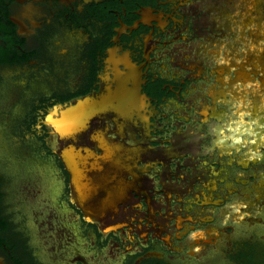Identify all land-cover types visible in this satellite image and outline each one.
I'll return each mask as SVG.
<instances>
[{
    "label": "flooded vegetation",
    "instance_id": "flooded-vegetation-1",
    "mask_svg": "<svg viewBox=\"0 0 264 264\" xmlns=\"http://www.w3.org/2000/svg\"><path fill=\"white\" fill-rule=\"evenodd\" d=\"M194 3L189 4L192 6L191 10ZM170 13L167 5L160 0H0V82L8 76L6 72H15L13 78H27V87L35 84L44 86V89H39L40 91L33 97V110L22 117L21 124L27 125L28 132L34 130L33 126H37V130L41 129L45 133L43 138L39 133H34L46 150L41 156L53 159L61 175L58 179L54 177L55 180L51 183L46 181L47 167L43 169L32 167L23 189L20 190L14 185V175L7 174L0 161V264H84L78 258L79 254L101 264V259L104 260L108 248L111 247L122 250L120 264H173L170 256L163 251L165 249L163 244L168 242L155 236L153 232H149L147 236L134 232L130 236L127 235L128 239L124 241L123 237L130 228L124 226L104 235L97 222L90 219L75 200L69 173L58 152L46 141L47 138H52V135L50 128L43 123L46 115L50 111L51 115L54 110L52 108L56 105H60L56 109L64 108L67 115L81 108H84L85 113H82L83 111L80 113L87 115L94 112L90 105L94 106L97 113L102 116H96L100 119L99 132L97 134L94 132L96 138L93 135V142H100L98 138L101 137L102 141L110 142L109 145L112 147L106 146L109 148L108 151L99 147L88 150L87 154L90 156L94 154L93 161L95 158L99 160L105 158L106 163H116L121 161V154L124 159L130 149L135 147L138 150L144 143L151 155L159 153L157 149L161 147H170L169 138L172 132L178 129L177 123L182 121L177 119L173 121L172 118L171 123L162 124V119L157 120L158 113L162 105L173 97H178L180 102L184 101V91L192 84L191 75L196 76L198 72H178L182 75L180 78L182 81L178 84L170 76L172 72L164 74L154 71L151 63L153 51L160 43H164L163 56L167 57V62L175 57L177 61L185 59L186 65L202 60V66L205 68L206 62L208 63L210 72L207 73L211 76L207 78L209 80L207 86H211L208 96L200 92L190 98V100L195 98L194 102L190 103L192 108L197 110V115L192 116L197 118L200 115L198 108L202 101L213 106L210 93L218 91L222 85L219 81L220 72L215 69L218 67L217 62L209 66L208 57L216 47L211 46L209 49L206 47L212 43L211 39L214 37L225 41L222 31H215L217 34L210 35L208 34L210 28L204 27L206 29L204 42L197 43L198 35L193 31L189 43L193 44L194 49L190 46L189 49L183 50L184 45L180 47L174 42L166 41L170 40L167 36V27L172 21ZM202 13L197 15L198 18ZM226 52L225 47L221 53L222 57ZM203 55L205 59H202ZM124 62L129 63L128 65L137 71L138 87L133 85L129 68ZM213 70L215 72H211ZM228 76L229 82L236 77V72ZM50 78L63 86L56 85L48 89ZM207 86L203 91H206ZM225 87L228 88L229 84ZM174 88H177L180 94L176 95ZM119 90L121 92L123 90V98ZM133 90L136 93L135 105L137 104L140 110L130 116L132 103L130 92ZM197 94H201L199 98ZM223 99L229 100L226 97L221 100ZM221 105L222 103L218 105L217 111L227 109L229 112L233 107L232 104L225 102L223 106ZM111 109H124L125 113L120 112L122 118L117 121L111 116ZM77 113L79 112L76 111V115L79 116ZM187 115L192 118L191 114ZM47 120L51 121V117L49 116ZM190 124L192 127H200L202 133L207 134L205 143L212 144L213 137L208 135L211 129L209 122L202 123L197 118ZM189 125L183 124L182 130H186ZM157 126L164 128L162 131H156ZM120 129L124 133H121ZM164 129L167 130L166 134ZM188 156L190 153L173 158L170 167L174 174L177 170H184L183 163ZM77 160L79 164L76 167L79 166L80 169L81 166L84 169L89 163L83 165L79 154ZM178 161L181 162L179 168ZM134 164L140 167L143 163L134 160ZM128 165H131V162ZM116 166L117 164L114 165ZM214 166L219 167L220 163ZM119 169L121 167L117 166L114 172L121 176ZM155 169L162 172L163 163L159 162L156 168L152 165L150 173L155 172ZM101 170L97 174H93V171L90 173L89 169L85 172L91 177H96L99 185L108 187L110 182H105V179L116 177L109 176L103 173V169ZM159 177L156 175L157 180ZM56 179L59 186L55 183ZM131 180L129 176L127 181ZM173 180H176V175ZM80 187H83L82 182ZM162 189L159 184L157 194L153 196L159 201L163 194ZM53 193L55 199L51 197ZM133 194L134 199L141 198V205L135 209H140L145 214V220L140 225L146 226L148 221L145 212L148 208L146 196H140L135 191ZM15 200L18 202L17 206ZM176 205L178 203L173 200V206ZM141 211L138 215L142 213ZM160 215L157 213L155 217ZM133 224L139 223L135 221ZM210 225L218 226L217 221ZM199 228L191 229L183 236V242H186L191 232L201 230ZM163 236L168 237V234ZM121 240L126 244L123 248ZM128 246L131 249L125 252ZM186 248L188 252L186 254H189L191 249L188 246ZM198 254L201 255L202 252ZM205 255L203 254L201 259ZM187 257L195 261L200 260L190 255ZM119 259L113 262L117 264ZM106 264H112V260L111 262L107 260Z\"/></svg>",
    "mask_w": 264,
    "mask_h": 264
},
{
    "label": "rangeland",
    "instance_id": "rangeland-1",
    "mask_svg": "<svg viewBox=\"0 0 264 264\" xmlns=\"http://www.w3.org/2000/svg\"><path fill=\"white\" fill-rule=\"evenodd\" d=\"M160 1L167 5L172 16V21H170L169 27H167V36L170 40L166 41L174 42L180 47L184 45L182 49L187 50L190 46H193L189 41L191 38L190 34L195 31L198 35L197 43L204 42L203 36L206 39V29L201 27V20L195 15L194 10L190 9L189 5L196 0ZM262 13L263 11L261 10L259 16L257 15V17L253 18L255 21L258 20V27L256 22L255 27L250 30L252 35H255L258 29H261L264 33V16H262ZM231 30L232 28L229 29V32ZM223 31H226V29H223ZM209 33L210 35L217 34L215 31L213 34ZM219 34L221 33L219 32ZM226 35H229L227 31L223 32L225 41L222 40V43L218 39L219 42H212L206 47L207 49L211 48V46L216 47L215 51H212V54L208 57L211 65L214 62H217V65L220 62L232 64L234 61L240 60L237 57L238 55H242L239 52L240 50H238L240 42L235 40L236 42L233 44V42L227 41L228 46H225L228 39ZM230 38L232 37L230 36ZM255 39H258V41H250L251 50L249 49L248 52L244 51L245 55L241 60L247 62L246 56H250V64L247 65L248 69H257L259 72H262L261 66H264L261 57L264 55V36L260 38L257 36ZM164 45V43H160L153 51L151 63L155 72H163L164 74L172 72L170 76L178 84L182 81L180 79L182 75L178 72H199L194 69L181 67L175 57L167 62V57L163 56ZM229 46L232 48L230 49ZM233 46L237 47L233 48ZM225 47H227V52L222 57L221 53ZM192 49H194V46ZM206 52L207 50L205 54ZM202 72V75L199 77L191 75L193 77L192 84L184 91V101L181 100L180 102L178 97H173L168 103L163 104L162 109L158 113L159 117H157V120L162 119L161 123L165 124L171 123V119L173 118V121L177 119L182 121L181 123L184 122L183 124L189 125L193 119L194 121L197 118L200 119L199 117L195 118L192 116L197 114V110L194 107L191 108L189 104L193 99L195 100V98L191 100L190 98L196 93L201 92L208 96L211 86H207L209 81L207 78H211V76L207 73L210 72L207 62ZM6 73L8 76L0 82L1 164L7 174L14 175V185L20 190L23 189L29 176V171L31 172L33 169L32 167L41 169L47 167L48 177L46 181L52 183L55 180L54 177L58 179L61 175L53 159L41 156L46 150L38 140L39 138L37 139L34 134L39 133L43 138L45 137V133L41 129L37 130V126H33L35 131L28 132L27 125L21 124L22 117H25L28 112L30 113L33 110V97L40 91L39 89H44V86L35 84L27 87V78L20 77L15 79L13 78L15 72ZM59 73L61 72H57V74ZM50 81V85L47 86L48 89L56 85L63 86V84L58 83L53 78H50ZM260 81L264 84L263 80ZM261 82H257L256 86L248 84L247 87L243 88V91H240V97H235L232 94V91L236 90L235 87L229 86L228 88L231 87V92L226 96L229 100H221L222 98L218 100V105L222 103L221 106H223L224 102L225 104L233 105L231 111L228 112L226 111L227 109H223L222 111V123L231 122V124H225V129H223L225 130L224 134L228 136L230 142L224 143V152L220 157L217 153L215 155L209 153V149L203 146V142L200 145L201 153L195 158L196 163H194L196 168H215L219 176L215 188L210 195H207L209 197L208 200L202 197L198 200L194 195V191L187 195L183 205L192 209L188 213L190 212L193 217L191 220H186L182 228L174 233L173 240L171 239L169 242L170 244H163L165 247L163 251L170 256L173 264H247L246 262H249L247 258L250 256L252 257L250 260L254 261L253 264H264V85ZM206 86V91H203ZM174 90L176 91V95L180 94L177 88H174ZM197 95V98H199L201 94ZM241 97H246V99L244 101L245 105L240 107L239 102H241ZM41 110L43 111V109ZM214 113V122L217 124L219 123L218 116H220V112L214 109ZM187 114H191L192 118L188 117ZM241 116L243 121L242 123H238L236 120ZM200 122L203 121L200 120ZM163 128V126L155 127L156 131H162ZM163 131L166 134L167 130L164 129ZM204 157L207 158L204 159ZM216 163H220V166H214ZM187 169L193 171V167H188ZM210 173L213 175L211 170ZM180 175L181 173L177 176ZM37 177L36 174V179ZM57 179L55 183L58 185L59 181ZM198 190L196 186V192ZM51 197L55 199V194H51ZM14 203L17 206L18 202L16 200ZM63 207H65L64 204ZM194 209L195 211L193 212ZM216 221L218 226L210 225V223ZM220 224L221 226H219ZM205 225L206 227H204ZM198 227L201 230L191 232L186 242H183V236L187 235L191 229ZM183 228L184 232L181 233ZM229 228H232V230H229ZM130 241L133 244V241ZM120 243L122 244V248L125 247L126 244L123 240ZM156 245L159 246L158 244ZM187 246L191 249L190 251L188 250L189 254H186L188 253ZM196 252H202V254L198 255ZM203 254L206 255L201 259ZM187 255L200 258V260L189 259ZM115 259L117 258H111L112 264H115L113 262Z\"/></svg>",
    "mask_w": 264,
    "mask_h": 264
},
{
    "label": "bare ground",
    "instance_id": "bare-ground-1",
    "mask_svg": "<svg viewBox=\"0 0 264 264\" xmlns=\"http://www.w3.org/2000/svg\"><path fill=\"white\" fill-rule=\"evenodd\" d=\"M193 6V12L196 13L195 15H199L201 11H203L201 17L199 18L201 20V27L210 28V32L222 31L223 33L227 31V34H229L228 36L226 35L228 38L227 41L233 42V44H235V40L240 42L238 50H240L239 52L242 53V55L237 56L240 60L234 61L232 64L220 62L217 65L218 67L216 66L217 68L214 67L215 69H217V72H220L219 81H221L222 85L220 84L221 86L218 91L210 93L213 98V106H210L209 104L207 105L206 101H202L201 105L198 108V112L200 113V120L203 121L202 123L209 122V125L211 124V129L208 133V135H211L213 137V142L211 145L205 143L207 134L202 133L200 127H192L190 124L186 130H182L183 123L180 122L177 123L178 129L175 132H172L169 138V141L171 142L170 147H161L157 149V152L159 153H153L151 155L149 149L147 148V145L144 143L139 146L138 150L135 147L130 149L124 159L121 154V161H117L116 163H106V161L102 158V160L95 158V160L93 161L92 156L94 154L92 156H90V154H87L88 150L90 151L95 147L98 148L97 145L99 146L100 143L104 144V146L102 147L105 150L109 149L106 146L112 147L109 145L110 142L102 141L101 137L98 138L100 142H93L94 132L95 134L99 132L98 120L100 121V119L98 117L96 118V116H102V114L97 113V110L96 108H94V106L90 105L91 109H93L94 112H89L87 115L82 114L85 113V111H83L84 108H81V110L75 109V113H68L69 115H67V111H65L64 108H55L50 115L51 121H46L52 135V138H49L50 146L64 158L68 168L72 171L71 186L75 193V200L79 203V206L84 209L86 215L89 216L90 219L97 222V224L99 225V229L104 233L105 236L110 231L116 230L120 227L123 228L124 226H130V228L126 231V235L123 237L124 241L128 239L126 238L127 235L130 236L134 232H139L141 236H147L149 232H153L155 236L161 237L169 243L174 233L182 228L185 221L191 220L193 217L188 213V211H190V208L184 207L183 205V203H185L187 195L194 191V195L198 200L201 198V195L203 196L202 198H206V200H208L209 197H207V195H210V193L216 186L217 178L219 176L218 171H216L215 168H196V165L194 163H196L195 158H197L201 153L200 145H202V142L203 145L207 147V149H209V153H211L212 155H215L217 153L219 157L224 152V143L230 142L228 136L224 134L225 130L223 129H225V124L228 125L231 124V122L222 123L223 110L219 111V123L216 124V122H214V109L217 110L218 108V100L226 97L227 94L231 92L232 86L236 89L232 91V94L235 97H240V91H243V88L247 87L248 84H253L256 86L257 82H261L260 80L264 81V67L261 66L262 72H259V70L257 69L251 70L248 69L247 66L250 64V56H246L247 62L241 60L244 58V51L248 52L251 48L250 41H258V39H255L257 36L258 38L264 36V33L261 29L256 30L255 35H252V32L250 31L255 27L256 22L258 27V20L255 21V19L253 20V18L257 17V15L259 16L261 10L263 11L262 16H264V0H196ZM230 28H232V30L229 32ZM223 29H226V31H223ZM241 29L243 30V32ZM230 36L232 38H230ZM211 40L212 42L217 43L221 41L222 43V40L218 41L217 39H215V37ZM225 46H228V44H226ZM236 47L237 46H233V48ZM231 48L232 47H230V49ZM198 53L199 51L197 52V54ZM263 56L261 57V61L264 66ZM177 62L181 67L199 71L198 73H196V77L201 76V74L203 73V69H205L202 66V60H198L196 61V63L188 65H186L187 62L185 63V59L179 60ZM124 64H126L129 68V76L132 80L133 85L138 87V75L136 73L137 71L134 69V67L128 65L129 63L124 62ZM233 72H236V77L228 82L227 78L230 76H228V74H232ZM228 84L229 86H231L230 88L225 87ZM261 84L263 83L261 82ZM120 94L123 98V90L122 92L120 91ZM130 96L132 100L130 111L131 116L134 112L138 113L140 108L137 106V104L135 105L136 93L134 90L132 91V93L130 92ZM245 99L246 97H241V102H239L240 107L245 105ZM115 100L118 101L119 99ZM193 102L194 99L192 103ZM192 103L189 104L191 108ZM76 111L79 112L77 113L80 114L79 116L76 115ZM120 112L124 114L125 110L111 109V116L119 121L122 118ZM236 121L238 123H242V116L239 117ZM120 132L124 133L121 129ZM95 136L96 135H94V138H96ZM103 152L105 154V151ZM187 153H190V156H188V158H186L183 163L185 164L184 170H177L176 174H174L170 167L171 161L173 160V158L184 156ZM78 154L81 156V162L83 163V165L86 162H89L85 165V167L83 166L84 169L82 168V166L81 169L79 166L76 167V165L79 164L77 160ZM134 160H137L138 162L139 160L142 161V166L139 167V165H133ZM130 162L131 165H128ZM159 162L163 163L162 172H160V169H155V172L150 173L152 165H154L156 168L157 165H159ZM116 164L117 166L121 167V169H119L121 172V176L119 174L116 175V173L114 172L115 168L117 167H114V165ZM180 164L181 162L178 161V168L181 167ZM97 165H100L99 167L103 169V173L108 174L109 176L114 175L116 177H106V181H111L108 187L101 184L99 185L96 177L93 178L89 176L88 172H85L86 169L89 168H93V172L95 170L98 171ZM186 167H193V171L187 169ZM101 169L99 171H102ZM210 170L212 171L213 175L210 173ZM179 173H181V175L177 176ZM156 175L160 176L158 178L159 181L157 180ZM174 175H176L175 181L173 180ZM129 176L132 179L130 182L127 181ZM81 182L83 187H80ZM159 184H161L163 188L161 190L163 191V194L160 198V201L159 199H155L153 197L155 196V194H157V188ZM196 186L199 189L198 192H196ZM205 189L207 190V192H205ZM134 191L140 194V196H146L148 205V208L145 211L148 218L146 226L140 225V223H143V221L145 220V214L140 209H135L140 204L141 198L134 199ZM173 200L175 202H179L178 205L173 206ZM140 211L142 213L138 215ZM157 213L161 214L159 217L157 216L158 218L155 217ZM135 221L139 224H133V222ZM166 234H168V237L163 236ZM108 249V253L104 257V260L101 259V264H106L107 260H110L111 262V258L119 259L120 255L123 254L122 250H120L119 248L111 247ZM130 249L131 248L128 246L125 252L129 251ZM78 258H80L84 262V264H97L93 262L91 258L88 259L81 254L78 255ZM120 261L121 258L119 259V262L117 264H120Z\"/></svg>",
    "mask_w": 264,
    "mask_h": 264
},
{
    "label": "water",
    "instance_id": "water-1",
    "mask_svg": "<svg viewBox=\"0 0 264 264\" xmlns=\"http://www.w3.org/2000/svg\"><path fill=\"white\" fill-rule=\"evenodd\" d=\"M203 11H201V13H202ZM57 106H60V105H56L55 107H53L52 109H55ZM62 106V105H61ZM73 106V105H72ZM69 107V106H68ZM51 112V111H50ZM50 112L46 115V118H45V120L43 121V123L46 125V126H48V124L46 123V121H47V119L49 118V116H50ZM49 127V126H48ZM46 141L48 142V144H49V138H47L46 139ZM103 144V143H102ZM101 143L99 144L100 145V147L97 145V147H99V149H103V147L102 146H104V144L102 145ZM50 145V144H49ZM59 156L61 157V159H62V161L64 162V164H65V167H66V169H67V171H68V173H69V176H70V182L72 181V171L68 168V166H67V164H66V161L64 160V158L59 154ZM105 157V156H104ZM105 158H103V160H104ZM95 166V165H94ZM93 166V167H94ZM100 165H97V167H98V171H96L95 170V168H94V172H93V174H97L98 172H99V170H100V167H99ZM89 170H90V173H92V170H93V168L91 169V168H89ZM94 178V177H93ZM106 181V180H105ZM106 182H111V181H106Z\"/></svg>",
    "mask_w": 264,
    "mask_h": 264
},
{
    "label": "trees",
    "instance_id": "trees-1",
    "mask_svg": "<svg viewBox=\"0 0 264 264\" xmlns=\"http://www.w3.org/2000/svg\"><path fill=\"white\" fill-rule=\"evenodd\" d=\"M252 257L250 256V257H248L247 259H249V262H246L247 264H253L254 263V261H252V260H250Z\"/></svg>",
    "mask_w": 264,
    "mask_h": 264
}]
</instances>
